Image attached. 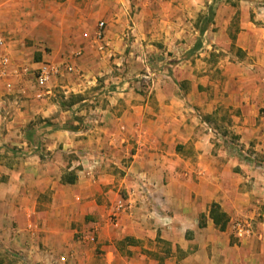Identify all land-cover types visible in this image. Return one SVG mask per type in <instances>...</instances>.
<instances>
[{"label": "crops", "instance_id": "obj_1", "mask_svg": "<svg viewBox=\"0 0 264 264\" xmlns=\"http://www.w3.org/2000/svg\"><path fill=\"white\" fill-rule=\"evenodd\" d=\"M165 5L178 51L204 0ZM128 9L127 0H0V56L22 73L15 82L22 95H5L0 79V152L13 153L0 160L3 264H236L255 259L256 239L264 245V173L224 142L235 137L264 154V118L255 110L264 92L251 98L212 82L207 52L195 59L187 48L173 52L166 79L135 82L138 69L150 71L144 62L152 53L166 52L150 45L151 21L138 13L129 22ZM224 11L215 26L230 22ZM43 61L75 71L36 100L31 72ZM218 68L224 74L234 66L220 61ZM98 86L109 91L65 109L52 100L53 92L67 100ZM36 137L43 144L32 143ZM120 200L125 209L113 225ZM212 204L228 218L223 231L210 218ZM236 221L252 236L233 233Z\"/></svg>", "mask_w": 264, "mask_h": 264}, {"label": "rangeland", "instance_id": "obj_2", "mask_svg": "<svg viewBox=\"0 0 264 264\" xmlns=\"http://www.w3.org/2000/svg\"><path fill=\"white\" fill-rule=\"evenodd\" d=\"M162 1L163 2L160 0H127L129 7V22L130 19H133L135 14L138 13H141L142 20H150L152 29L157 34L154 41L150 42V45L161 50L160 52H166L163 56L152 53V56L147 58L144 62V64L149 66L150 71L146 72L143 68L138 69L135 75L138 74L139 76L134 79L135 82L138 81L144 84V82L147 81L151 82L153 80L166 79L161 76L164 74L163 69H165V74L169 75V70H171L169 65H173L177 62V58L175 59L173 57V52H182L184 50L183 48H187L186 52H190L195 59H199V55H197L196 52H207V55L202 57V59L206 60L208 66L211 65L207 74L211 77L212 82L218 81L222 83L224 88L226 86L231 87L237 91L238 94L245 93L251 98H253L255 92L258 91L260 95H262L264 92V0H204L203 9L193 15L191 19L192 25L187 26L190 28L189 38L178 39L177 42L182 43V46L184 45V47L178 51L172 48L173 45H175L170 35L172 26L168 25L165 19L167 13L165 4L170 0ZM135 4H139V6L134 8ZM220 10H226L224 14L230 12L231 20L227 25L215 26V17ZM145 23H147V21H145ZM180 27L183 28L184 26L181 25ZM202 29L205 30L204 33L201 34L200 30ZM241 32L247 33L248 35L242 37L240 34ZM2 56L3 55L0 56V59ZM220 61H222L223 64L232 65L234 68L229 73L222 74V69L218 68L215 70V65ZM15 70L18 74L15 73ZM4 72L5 74H3ZM21 74V69L18 70L14 67L10 68L9 64L3 67L0 64V79L4 78L7 92L5 95H22L21 92L15 91V82L20 78ZM148 76L150 77L148 78ZM31 84L33 85V83ZM141 84L140 87H138L140 91H142ZM101 88L102 86L94 87L89 91V94L85 95L86 97L74 96L67 100L63 99L61 93L53 92L52 94H54V97H52V100L54 102L63 100L61 102V108L65 109L66 106L77 103L83 98L87 100L93 97L99 98L102 97L101 93L109 91L103 90L99 93L98 91H100ZM54 90L58 91L59 87L54 88L53 91ZM260 103L261 102L255 107V110L259 114V118H264V104ZM92 105L93 104L89 105V107H92ZM4 111L6 112V110ZM56 113H59V110L56 109ZM91 117L95 118L96 115L92 114ZM95 121L96 120H94V122H92V120L89 121L91 123L86 122L85 126L91 128ZM261 122L264 124V121ZM31 141L34 144H43L41 139L37 137ZM224 142L234 149V155L245 161L250 167L260 168L259 170L264 173L263 153L250 149V147L245 148V145L236 141L235 137L228 136L227 139H224ZM250 146H254L252 142H250ZM12 155L13 153L9 152L8 154L7 151L0 152V160H8ZM17 157L21 159L23 158V154L18 153L16 155V158ZM253 230L255 232L259 231L258 228H253ZM229 238L232 245H241L234 234H230ZM256 241L258 242V248H260L259 250L261 252L264 248L263 240L256 239ZM244 252L247 251L245 250ZM259 253L252 262L247 259L244 260L242 257L236 264H264V252Z\"/></svg>", "mask_w": 264, "mask_h": 264}, {"label": "built area", "instance_id": "obj_3", "mask_svg": "<svg viewBox=\"0 0 264 264\" xmlns=\"http://www.w3.org/2000/svg\"><path fill=\"white\" fill-rule=\"evenodd\" d=\"M103 28L104 24L100 22L98 24V29L96 32V40L101 41L103 39ZM5 48L4 40L0 39V50ZM79 53H75L74 56H79ZM0 64L6 67L9 64L8 56L3 55L0 59ZM75 71L74 67L70 64L56 65L48 61H43L39 66L34 69L31 74L33 77L34 84V98L36 100H41L46 94L49 93V84L59 76L63 74H72ZM18 74L17 71H15ZM25 73H28L26 70ZM5 74V72L3 73ZM221 137L220 135H218ZM125 209V204L122 200L118 201L114 206L113 214L110 217L111 224L116 225L117 213H120ZM234 233L238 237H250L252 236V231L249 226H247L242 221H236L233 225Z\"/></svg>", "mask_w": 264, "mask_h": 264}, {"label": "trees", "instance_id": "obj_4", "mask_svg": "<svg viewBox=\"0 0 264 264\" xmlns=\"http://www.w3.org/2000/svg\"><path fill=\"white\" fill-rule=\"evenodd\" d=\"M206 26H207V24H206ZM204 30L205 29L200 30V33L201 34L204 33ZM63 181L72 183L74 181V179L67 175V176H65ZM210 218L213 220L215 226L217 228H219L220 231H223L226 228L227 223H228V218H227L226 214L220 210V208L217 204L211 205ZM0 264H3L1 260H0Z\"/></svg>", "mask_w": 264, "mask_h": 264}]
</instances>
